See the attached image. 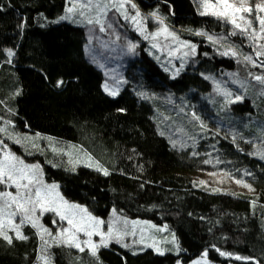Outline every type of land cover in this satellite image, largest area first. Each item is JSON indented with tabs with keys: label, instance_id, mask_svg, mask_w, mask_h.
I'll return each mask as SVG.
<instances>
[{
	"label": "trees",
	"instance_id": "trees-1",
	"mask_svg": "<svg viewBox=\"0 0 264 264\" xmlns=\"http://www.w3.org/2000/svg\"><path fill=\"white\" fill-rule=\"evenodd\" d=\"M132 1L148 31L160 26L149 15L158 12L167 28L195 46L176 76L114 9L102 32L95 23L70 21L77 19L66 12L70 0H0V127L7 129L0 140L25 161L40 162L45 180L65 199L103 219L168 225L179 250L161 254L113 239L93 257L87 249L52 243L51 236L44 245L26 224V240L11 234L9 244L0 237V264H44V252L50 264H190L205 252L219 264H264V161L237 138L254 139L263 120L264 100L257 103V95L264 84L254 79L264 76V56L257 55L262 43L228 19L201 15L199 0ZM65 15L71 18L60 19ZM231 77L249 82L254 96L222 104L215 86ZM117 81V95L104 90L105 84L117 88ZM30 133L73 144L91 164L31 148L23 138ZM214 171L245 181L256 194L214 191L192 178ZM53 220L43 216L50 227Z\"/></svg>",
	"mask_w": 264,
	"mask_h": 264
},
{
	"label": "snow or ice",
	"instance_id": "snow-or-ice-1",
	"mask_svg": "<svg viewBox=\"0 0 264 264\" xmlns=\"http://www.w3.org/2000/svg\"><path fill=\"white\" fill-rule=\"evenodd\" d=\"M200 6L204 9L201 12V15L211 14L219 18H224L230 20V22L237 29H241L242 32H247L251 28L252 22L247 20L242 13H252L253 7L248 5V0H240L239 6L235 3H230L229 0H216V3L213 4L210 0H199ZM71 6L67 8L66 12L68 14L79 13L80 16L85 17L88 24H97L100 25V31L105 30L104 23L99 18L105 16L109 8L115 9L117 12L124 17V19H130L136 26L137 30L144 34L143 27V18L139 10L136 11L135 15L129 16L127 12L126 5H130L131 8L136 9L137 6L135 3H132V0H108L107 3L97 2L93 3V0H85V2H79V0H70ZM95 10L97 17L95 19L88 18L86 12L88 10ZM255 9L258 12H264V2L255 5ZM211 10V11H209ZM154 17L161 27L156 33H152V37L155 38L160 34H165L171 36L174 40H178V37L175 36V33L169 32L167 26L165 25V18L161 17L158 12H152L149 14ZM239 19L245 21L246 27L242 26L237 22V16ZM71 15L62 16L60 19H70ZM257 19L260 24V32L264 33V16H257ZM111 27V25H108ZM201 34V33H197ZM145 39H149L148 35H144ZM253 38H255V32L253 30ZM211 39V37L209 38ZM184 46L190 47L192 53H195L194 45H187L186 42H181ZM134 45H129V48L132 49ZM153 47H156L153 44ZM261 48H264V45H261ZM228 55V52L223 53ZM9 57L13 55L11 50L8 51ZM187 55V54H186ZM231 55L235 56L236 53L231 51ZM258 56H264V51H258ZM246 61H252V57H244ZM254 63V61H253ZM255 80L259 81L261 84H264V76H256ZM59 83L62 82H58ZM104 90L110 95L115 96L117 92L115 90H110L108 85H104ZM225 97H230L231 93L224 92ZM236 100H241V96H236ZM229 102H232L231 100ZM198 119V117L196 118ZM10 123V122H9ZM7 129L0 127V132H6ZM16 143H20V140H16ZM3 142L0 141V144ZM0 152L3 154L0 155V184H11L15 187V194L8 191L0 192V237L6 240L9 244L12 243L13 237L8 234V230L15 232V238L19 240H26L27 237L21 232V226L24 223H29L33 228L40 230L41 239L43 241V234H49L50 232L47 228H44L43 225L39 223V218L36 216L37 209L43 212H53L55 213L60 220H66L69 227L62 229L57 238V242L66 243L72 247L79 249V251L84 252L85 248H88L93 257L97 256V250L101 246H107L110 240H116L117 243L121 242L124 235H127L128 232L121 231L115 222L109 223L108 231L103 232L100 230V226L104 221L94 217L88 210L78 204H72L64 200L58 191V185L56 184H46L42 178V171L39 165H28L25 164L22 159L13 154L11 151L7 150V145H4ZM89 159H91L89 157ZM208 161H206L207 163ZM98 170L103 171L104 175H108L107 169L100 168L99 165H96ZM203 184L204 182L201 181ZM237 183H242V181H237ZM245 187H251L250 185H245ZM215 191V190H214ZM19 215L21 217V223H15V217ZM127 225V221L123 222ZM133 226H135L136 221H133ZM152 227H155L154 225ZM83 232L88 239L81 241L78 237V233ZM132 234H135L134 231ZM94 235L100 237V242L95 243L92 240ZM141 243H143V238H141ZM47 244V241H44ZM128 247V245H123ZM160 251V249H157ZM162 254V253H161ZM221 255L228 256L230 253H220ZM204 256H207L205 252ZM45 261V264H48L47 257H41ZM236 259H242L237 256ZM243 259H251L245 257ZM194 264H201V261H195ZM204 264H207L204 261ZM259 264V262H256Z\"/></svg>",
	"mask_w": 264,
	"mask_h": 264
},
{
	"label": "rangeland",
	"instance_id": "rangeland-1",
	"mask_svg": "<svg viewBox=\"0 0 264 264\" xmlns=\"http://www.w3.org/2000/svg\"><path fill=\"white\" fill-rule=\"evenodd\" d=\"M79 2H85V0H79ZM97 2L107 3L108 0H93V3H97ZM210 2L215 4L216 0H210ZM229 2L235 3L237 6H239L240 0H229ZM262 2H264V0H248V5L253 7V12L252 13H242V15H244L247 20H250L252 22L251 28H249L248 31L245 33H247L248 37L257 45L260 43H262V45L264 44V33L260 32V24H259V21L257 19V16H264V12H258L255 9V5L262 3ZM132 3H133V1H132ZM70 6H71V3L69 4V7ZM126 8H127V12L129 14V16L135 15L136 11L139 10L138 7L136 9L131 8L130 5H126ZM110 9L112 10V8H109V10L107 11V14L110 12ZM203 10L204 9H202V11ZM209 11H211V10H209ZM139 12L141 14V17L143 18L144 34H142V35L143 36L144 35L149 36V39H146L148 41L147 49L150 51L151 55L162 65V67L165 70H167L169 73H171L172 76H176L181 70H183L185 68V66L187 65L189 59L191 58V56L193 54L191 51V48L184 46V44L181 42H186L187 45H191V44L188 43L187 41L181 39L180 37H178V34L169 28H168V31L175 33V36L178 37V40H174L171 36H167L165 34H160V35L156 36L155 38H153L151 34L156 33L158 31V29L161 27V25L157 29L152 30L151 32L148 31V26L146 23L145 16L143 15V13L140 10H139ZM107 14L105 16L99 17L102 20V22L105 21ZM72 15L75 16L77 19H74V17H73L70 19V21H76V22H80V23L81 22H87L86 18L80 16L78 12L75 14H72ZM86 16L88 18L95 19L97 17V13L95 10L90 9L86 12ZM128 21L137 30V26L130 19H128ZM237 22L240 23L244 27L247 26L245 24V21H242L239 19V15L237 16ZM154 23H156V22L154 21ZM253 30L255 32V38H253ZM138 32H140V31H138ZM153 44H155L156 47H153ZM228 82L229 83H222L220 81H217V84L215 86L216 92L220 96L222 104H226L230 100L232 102L237 101L235 99L236 96H241L242 98H244V96H250V97L254 96L255 89H253V87L249 84V82H247L241 78H238V77H231L228 80ZM116 85H117V88H115L113 90H115L118 94L119 93L118 91L121 88V85L119 84L118 81L116 82ZM224 92L231 93V96L225 97ZM257 97H258L257 103H259L261 100H264V93H259V95H257ZM261 117L263 118V120L261 122L257 123V125H256V133L254 134V139L243 140L242 138L240 139V137H238V136H237V138H238V141L241 140V141H239V143L248 146L251 150L254 151L255 156H257L259 159L264 161V113L261 114ZM23 138H24V142L29 144V146L31 148H36V147L37 148H43V149L48 148L50 151L52 150L54 152H57V153L59 152L61 154H64L66 156V158L71 159L74 163L84 162V163L91 164V161H90L91 159H89V156L81 153L77 147H74L73 144L64 143L61 140L55 139L53 137H49L47 135H42V134L30 133V134L24 136ZM8 139L10 141H14V138L11 139L10 136H8ZM0 141H2V140H0ZM4 145L8 146L9 144H6V143L0 144V149H2ZM7 150L11 151L10 148H8V147H7ZM2 154L3 153L0 152V155H2ZM13 154H15V153H13ZM19 158L22 159L21 157H19ZM22 160L24 161L25 164H28V165H39V167L42 171V178L46 184H49V185L50 184H56L54 182H47L45 180V177L43 174V169H42V164L40 162L39 163L38 162L31 163L29 161H25L24 159H22ZM192 178L199 186H202V187H205V188H208L211 190L234 191L235 193L248 194V195H255L256 194L255 190L253 188L245 187L246 184L249 185L248 183H246L243 180H240V181H242V183H237V181L228 172H224V171H214L211 173H199L198 172V173L192 174ZM201 181H203L204 183L202 184ZM3 191L12 192L13 194H15L16 189L10 183L9 184H0V192H3ZM58 191H59L60 195L63 197L59 188H58ZM64 200H66L72 204H78V203L69 201L65 198H64ZM78 205H80V204H78ZM80 206L87 209V207H85L83 205H80ZM88 212L90 213L89 210H88ZM114 213L115 212H113L112 215H114ZM45 215H51V217L54 218L53 223H52L53 224L52 227L54 228L53 231H51L52 227H50L49 225H47L43 221V216H45ZM91 215L96 217L93 214H91ZM36 216L39 218V223L41 225H43L44 228H47L50 232V235L49 234H43L45 241H47L48 238L51 236L50 237L51 242L52 243L57 242V238L59 237V234L62 231V229L69 227L66 220H60V218L53 212L41 213L40 210L37 209ZM96 218L104 221V223L100 226V230L103 232L108 231V226H109V223H111V222H115L116 226L122 232L125 230L128 232L127 235L123 236V239L120 242L121 244H123L124 241H126V242L127 241H131V242L134 241L137 243L138 242L141 243L140 242L141 238H143V244L153 248L158 253H165V252H172V251L177 252L179 250V243H178L177 235L168 225H156L150 221H145V220H141V219L131 220V219H127L124 217H122L120 219V217H118L117 215H114L113 220H107L108 218L103 219L100 217H96ZM14 219H15V223H17V224L21 223V217L19 215H17ZM125 220L128 222L127 225H125L123 223ZM133 221H136L138 223H136L135 226H133V223H132ZM26 224H29V223H24L21 226V232L22 233H23V227ZM29 225H31V224H29ZM153 225L155 227H152ZM37 230H38L39 234L41 235L40 230L39 229H37ZM133 231L135 234H132ZM8 234L10 236H11V234L15 235V232L12 230H8ZM77 235L81 241L88 239V237L83 232L78 233ZM92 240L95 243H99L100 237L98 235H94L92 237ZM111 241H113V240H110L108 242V244ZM63 244H66V243H63ZM44 245H47V244L44 243ZM85 249L89 250L88 248H85ZM157 249H160V251H157ZM42 256L47 257V259H48L47 252L42 253L41 257ZM198 260L201 261V264H204V261H206L207 264H219V263H215V262L211 261L210 259H208L207 256L206 257L201 256V257L193 260L190 264H194V262L198 261ZM41 263L45 264V261L41 259ZM48 264H50L49 259H48Z\"/></svg>",
	"mask_w": 264,
	"mask_h": 264
}]
</instances>
